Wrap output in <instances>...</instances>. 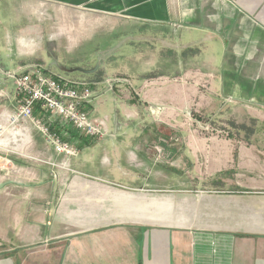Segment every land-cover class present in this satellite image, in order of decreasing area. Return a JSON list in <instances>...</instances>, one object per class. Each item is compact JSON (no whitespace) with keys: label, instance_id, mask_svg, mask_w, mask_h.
Returning a JSON list of instances; mask_svg holds the SVG:
<instances>
[{"label":"crops","instance_id":"crops-1","mask_svg":"<svg viewBox=\"0 0 264 264\" xmlns=\"http://www.w3.org/2000/svg\"><path fill=\"white\" fill-rule=\"evenodd\" d=\"M45 1L0 0V10L5 16L0 13V20L10 18L22 21L20 7L28 9ZM51 1L59 5L61 2L83 1L86 5L95 2L98 7L120 11L122 14L119 17L126 18L124 20L127 22L131 19L134 23L137 20L146 21L155 28L156 43L161 44L150 54V61L154 64L159 62L173 69L171 52L179 51L175 73L156 80L152 77H137L136 86L131 89L146 104L163 102H159V98L175 102L169 105L173 109L161 113L163 119L173 118L174 114L188 109L196 100L201 102L197 103V107L204 108L207 105L204 102L207 101H212L213 106L215 103L220 105L222 96L223 100H229L230 103L246 101L249 106L264 109V0ZM7 30L9 28L0 31L4 33L0 35V48L3 51L9 49L12 54L0 62L12 66L14 53H17L15 45L17 48L20 44L14 40L16 32L13 35ZM193 47L198 50H193L195 52L189 55L187 49ZM162 49L163 56L160 54ZM249 63H255V67L259 63L260 75L248 73ZM15 67L21 66L14 64L10 69L2 68L6 75ZM4 73L0 71L3 76L0 78V98L7 111L4 116V112L0 114L3 120L0 132L5 130L7 134L0 139V146L11 149L13 140L9 131H6V122L7 116L18 105L19 96L15 92L13 79L7 75L5 77ZM108 93L112 96L114 90L102 81L96 82L92 87V98L85 109L92 112L95 106L102 104V99ZM123 107L127 109L124 104ZM57 119L53 120V125L60 129ZM106 123V132L110 135L105 134L100 138L85 137L70 125L67 126L68 140L77 148L74 156L56 153L45 141L41 144L37 139L41 158L60 164L55 169V177L51 169L38 166L37 177L30 178L36 181L23 180L31 172L27 171L30 169L27 163L20 160L27 168L16 173L20 174L21 179L7 178L0 181V264H264V231H248L242 229V225L215 228L146 225L138 222L120 223L123 220L120 221L117 216L119 223H81L78 227L60 220L56 216L58 205L53 198L61 195V190L55 185L66 178L67 170L72 173L71 182L74 183L70 184L66 195L77 197L84 191L92 199L87 210L90 212H110L109 206L100 205L110 196L115 202L122 197L124 200H136L138 197L139 202L157 203L160 206H167L171 202L168 196L135 193L166 188L168 185L165 180L173 179L172 175L177 173L171 166L163 167L170 175L164 176V179L157 178L161 168L157 167L155 152L148 150L150 142L136 138L138 132L150 130V126L139 128ZM19 126L24 129L25 124ZM19 136L20 145L28 142L26 133L21 132ZM184 144L186 146L185 142H181L178 148L170 145V153L173 155ZM256 148L248 144L234 146L227 141H213L210 157L206 158L209 166L205 167L202 174L209 180H223L227 175H239L232 169L238 165L246 172L259 170L264 180V153L260 157V168H257ZM9 158L8 161L13 159L19 163L12 156ZM180 161L183 163L181 157ZM35 185L36 189H32ZM252 186L264 192V183L248 185ZM248 187L237 190L252 191ZM98 198L102 201L96 204L100 201Z\"/></svg>","mask_w":264,"mask_h":264},{"label":"rangeland","instance_id":"rangeland-1","mask_svg":"<svg viewBox=\"0 0 264 264\" xmlns=\"http://www.w3.org/2000/svg\"><path fill=\"white\" fill-rule=\"evenodd\" d=\"M19 12L23 17L22 21L17 22L10 18L0 20V31L9 28L7 31L13 35L16 32L14 40L15 42L18 40L17 43L20 44L17 48V45L13 47L17 52L13 56V65L25 68L31 63H37L58 78L77 85L88 84L91 89L96 82H104L107 87L114 90V95L112 97L111 93L106 94L107 97L102 99V104L95 106L92 112L88 111L89 116L102 120L105 127L106 122L139 128L144 125L150 126V130L138 132L136 138L150 142L148 150L155 152L157 167L161 168L158 174L163 176L157 175V178L164 179V176L170 175L163 167L171 166L177 170L178 174L174 173L173 179L165 180L168 185L166 188L140 192L147 196H168L171 198L170 206L165 208L156 202L147 204L141 201V205L148 206L139 214L120 223L211 228L233 227L237 224L248 231H264L263 189L248 187L264 183L259 170L246 172L238 165H234L232 169L239 175H227L223 180H209L210 178L202 174L205 167L209 166L207 159L210 157V146L213 141H227L234 146L247 144L249 147L256 146L255 165L260 168V157L264 153L262 149L264 109L249 106L246 101L230 103L229 100H223L222 96L220 105L215 103L213 106L212 101H207L204 102L207 104L204 108L197 107V103L201 102L196 100L195 104H191L188 109L177 115L174 114L173 118L163 119L161 113L170 110L172 107L169 105L175 102L170 103L169 100H164L165 98H159L158 101L163 102L146 104L138 99L131 89L132 86H136L137 77H152L156 80L175 73L174 68L178 67L176 59L180 53L178 50L171 52L173 69H168L159 62L152 63L150 54L154 48H158L160 42L156 43L155 28L150 27L146 21L137 20L134 23L131 19L127 22L124 20L126 18L119 17L122 14L120 11L98 7L95 2L86 5L83 1L61 2L59 5L46 0L44 4L33 5L28 9L25 6L20 7ZM0 13L5 17L1 10ZM0 35L3 36L4 33L1 32ZM0 38L2 39L1 36ZM193 50L198 48L187 49V53L191 55ZM163 53L164 49L160 51L161 56ZM11 54V50L3 51L0 48V60ZM13 65L0 62V71L4 73V68L10 69ZM258 67L259 63L256 67L255 63H249L248 73L260 75ZM4 76L6 77L5 73ZM0 78L3 76L0 75ZM121 83L126 85L121 86ZM123 104L127 109H124ZM4 106L6 105L0 98V109L2 108L0 114L4 112L2 116L7 111V107ZM2 123L3 120L0 119V125ZM24 124V129L23 126H19ZM6 125V131L11 133L13 141L10 144L11 149L0 146V181L7 178L21 179L20 174L16 173L27 169L25 163H20L22 160L30 168L27 171L31 172L28 175L30 177H23V180L33 183L36 179L30 178L37 177L38 166L51 169V165L42 161L41 152L37 148V139L41 144L44 143L43 135L27 121L12 123L10 115L7 116ZM21 132L29 136L28 142L21 144L23 148L19 138ZM5 134H7L5 130L0 132V139L4 138ZM181 142H185L186 146L184 144L182 149H178L172 155L170 145L178 148ZM10 156L19 163H15L13 159L8 161ZM65 176L66 178L55 185L61 190V195L53 198L58 205L56 216L60 220L68 222L70 226L76 224L78 227L82 225L81 223H119L111 211H87L92 199L85 195L84 191L77 197L66 195L70 184L74 182H71L72 173L68 170ZM247 187L252 191L237 190ZM31 188L36 189V185ZM33 199L35 200V197ZM101 201L95 203L99 204ZM102 202L100 205L107 207L115 200L110 196Z\"/></svg>","mask_w":264,"mask_h":264},{"label":"built area","instance_id":"built-area-1","mask_svg":"<svg viewBox=\"0 0 264 264\" xmlns=\"http://www.w3.org/2000/svg\"><path fill=\"white\" fill-rule=\"evenodd\" d=\"M6 75L13 79L19 96L18 105L10 115L11 122L23 120L30 123L56 153L66 157L77 154V148L68 140V125L85 137L100 138L107 134L102 120L91 118L85 109L92 98L88 84L77 85L58 78L37 63L17 68ZM55 119L60 122V125L57 123L60 129L53 125ZM42 161L51 165V173L55 177V169L60 164L48 159Z\"/></svg>","mask_w":264,"mask_h":264},{"label":"water","instance_id":"water-1","mask_svg":"<svg viewBox=\"0 0 264 264\" xmlns=\"http://www.w3.org/2000/svg\"><path fill=\"white\" fill-rule=\"evenodd\" d=\"M135 199L139 198L137 197ZM169 204H171V202ZM168 205L164 207L166 208L168 207ZM147 206V204L141 205L138 200H124V197H122L118 200V202H115L114 204L109 206L108 209L111 210L114 216H118L119 220H124L132 217L133 215L139 214V212H142Z\"/></svg>","mask_w":264,"mask_h":264}]
</instances>
